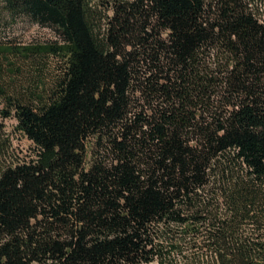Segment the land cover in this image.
I'll list each match as a JSON object with an SVG mask.
<instances>
[{
  "label": "trees",
  "instance_id": "16d2710c",
  "mask_svg": "<svg viewBox=\"0 0 264 264\" xmlns=\"http://www.w3.org/2000/svg\"><path fill=\"white\" fill-rule=\"evenodd\" d=\"M8 2L60 40L0 43L56 61L0 85V264H264V0Z\"/></svg>",
  "mask_w": 264,
  "mask_h": 264
},
{
  "label": "rangeland",
  "instance_id": "374dc122",
  "mask_svg": "<svg viewBox=\"0 0 264 264\" xmlns=\"http://www.w3.org/2000/svg\"><path fill=\"white\" fill-rule=\"evenodd\" d=\"M56 40H60V36L54 28L42 25L18 7L10 6L8 0H0V43L33 44ZM55 62L53 58L38 57L28 61L14 57L2 60L0 85L15 80L27 85L39 76V68L44 76H49ZM31 145L32 142L17 129L14 116L4 118L0 115V166L16 156H25Z\"/></svg>",
  "mask_w": 264,
  "mask_h": 264
}]
</instances>
